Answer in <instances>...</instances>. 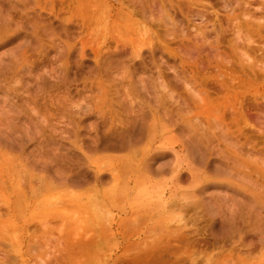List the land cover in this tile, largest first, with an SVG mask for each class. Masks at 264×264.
<instances>
[{
    "label": "rangeland",
    "instance_id": "374dc122",
    "mask_svg": "<svg viewBox=\"0 0 264 264\" xmlns=\"http://www.w3.org/2000/svg\"><path fill=\"white\" fill-rule=\"evenodd\" d=\"M115 1L82 0L78 6L71 0H0V264H60L59 259L65 264H169L167 258L170 264L182 259L181 264H264V229H259L264 227V80L255 85L241 69L249 66L246 59L241 62L243 49L248 62L264 61V0H239V9L236 0H163L171 7L169 15L184 20L182 29L177 27L183 32H173V39L170 28L153 23V16L146 18L152 22L142 20ZM193 16L198 24L209 23L207 29L206 24L202 31ZM255 20L263 26L260 36L254 33ZM244 23L256 27L240 31L252 36L247 46L235 37ZM140 28L151 33L141 36ZM192 78L206 86L213 103H220L217 108L224 109L226 102L243 106L248 126L230 124L226 115L224 128L232 132V144L222 129L207 134L215 148L198 131L197 121L209 124L202 100L206 94L191 86ZM227 85L236 88L235 98ZM129 125L139 127L141 140L133 149L102 147L112 135L115 140L128 137ZM148 164L154 165L152 174L144 175ZM26 173L28 187L21 183ZM81 173L87 181L73 185ZM39 175L45 179L41 188ZM12 203L14 211L8 212ZM74 239L85 250L77 253ZM190 239L198 240L192 244ZM182 241L190 242L191 250Z\"/></svg>",
    "mask_w": 264,
    "mask_h": 264
},
{
    "label": "bare ground",
    "instance_id": "6f19581e",
    "mask_svg": "<svg viewBox=\"0 0 264 264\" xmlns=\"http://www.w3.org/2000/svg\"><path fill=\"white\" fill-rule=\"evenodd\" d=\"M5 1H6V0H5ZM71 1H73V3H76L78 6H80V5H81L80 1H82V0H71ZM83 1H84V0H83ZM85 1H86V0H85ZM114 1H115V0H114ZM117 1H118V0H117ZM117 1H115V2L117 3ZM119 1H120V0H119ZM126 1H127V3H125ZM156 1H157V0H156ZM156 1H155V0H154V1H152V0H121V2H118V3H119V6H121V7H125V8L128 10V12L130 13V15H134V16L137 15V16H140V17H142V20H143V19H146V18H151V20H152V17H150V16H153V18H154L153 23H154V21H155L156 24H159L160 26L163 25L162 27H164V28H165V27H169L170 29H169V28H168V29H169V30L171 31V33H172V34L170 33V36H171V35L173 36V32H179L178 30L182 29L179 23H181V22L183 21L182 25L184 26V20H181V22H180V20H179V21L176 20V18H175V16H174V15H175L174 13H173L174 15H172V14L169 15V13H170V11H171V10H169L171 7L168 8V6H167V4L169 3V2H168L169 0H164V1H167V2H168V3H165V2H164V3L166 4V8H168V9L165 8V6H164L165 4L163 5V3H162L163 0L158 1V2H160V3H158V2L156 3ZM174 1H175V0H174ZM218 1H219V0H218ZM221 1H222V0H221ZM231 1H233V0H231ZM231 1H230V2H231ZM236 1H237L238 3H237L236 5L234 4L235 6L238 7V6L240 5L241 7H243V5H241V3H240V2H242V1H239V0H236ZM68 2H69V1H68ZM115 2H114V3H115ZM180 2H181V1H180ZM103 3H104V2H103ZM116 3H115V4H116ZM173 3H174V2H173ZM182 3H183V1H182ZM185 3H187V2H185ZM220 3H221V2H220ZM76 4H74V5H76ZM169 4H170V3H169ZM169 4H168V5H169ZM212 4H213V3H212ZM227 4H228V3H227ZM242 4H243V2H242ZM245 4H246V3H245ZM245 4H244V5H245ZM181 5H183V4H181ZM193 5H194V4H193ZM193 5H192V6H193ZM210 5H211V4H210ZM225 5H226V4H225ZM229 5H230V4H229ZM229 5H227L226 8H228ZM170 6H171V5H170ZM208 6H209V5H208ZM216 6H217V5H216ZM240 6H239V7H240ZM112 7H113V6H112ZM181 7H183V6H181ZM194 7H195V6H194ZM223 7H225V6H223ZM232 7H234V6H232ZM232 7L230 6V8H232ZM239 7H238V9H239ZM183 8H184V7H183ZM186 8H187V5H186ZM192 8H193V7H191V10H192ZM202 8H203V7H202ZM210 8H211V7H210ZM245 8H246V6H245ZM105 9H106V8H105ZM107 9H108V8H107ZM110 9H111V8H110ZM110 9H108V10H110ZM157 9H158V10H157ZM188 9H189V8H188ZM232 9H233V8H232ZM234 9H235V8H234ZM240 9H242V8H240ZM93 10H94V9H93ZM159 10H160V11H159ZM167 10H169V11H167ZM205 10H206V9H205ZM207 10H208V9H207ZM216 10H217V9H216ZM226 10H227V9H226ZM243 10H244V8H243ZM150 11H152V12H154V11H158V12H155V13L157 14V15H156L157 17H155V15H154L155 13H151ZM194 11H195V10H194ZM199 11H200V10H199ZM263 11H264V10H263ZM76 12H77V11H76ZM101 12H102V11H101ZM101 12H100V13H101ZM105 12H106V11H105ZM148 12H149L150 14H149ZM183 12H184V11H183ZM186 12H187V11H186ZM186 12H184V13L186 14ZM201 12H202V11H201ZM209 12H210V11H209ZM102 13H104V12H102ZM159 13H161V14H159ZM162 13H164V14H162ZM165 13H166V14H165ZM189 13H190V11L188 12V15H189ZM191 13H192V12H191ZM196 13H197V12H196ZM196 13H195V14H196ZM212 13H213V12H212ZM104 14H105V13H104ZM120 14H121V13H120ZM199 14H200V13H199ZM199 14H198V15H199ZM214 14H215V13H214ZM122 15H123V14H122ZM147 15H149V16H147ZM190 15H191V14H190ZM190 15L188 16L189 18H190ZM192 15H193V14H192ZM198 15H197V16H198ZM206 15H207V13H206ZM210 15L212 16L211 12H210ZM103 16H104V15H103ZM146 16H147V17H146ZM158 16H159V17H158ZM173 16H174V17H173ZM213 16L215 17V15H213ZM254 16H255V15H254ZM199 17H200V16H199ZM204 17H205V16H204ZM204 17H203V19H202V18H201V19H202V20H206V19H204ZM208 17H209V16H208ZM214 17H213V18H214ZM249 17H250V16H249ZM182 18H183V17H182ZM196 18H197V17H196ZM177 19H178V18H177ZM192 19H193L192 21H194V16H193ZM263 19H264V18H263ZM149 20H150V19H149ZM149 20L146 19V21H149ZM151 20H150V21H151ZM185 20H186V19H185ZM199 20H200V19H199ZM207 20H208V19H207ZM259 20H260V17H259ZM150 21H149V22H150ZM208 21H209V20H208ZM251 21H253V20H251ZM261 21L263 22L264 20H261ZM134 22H136V21H134ZM149 22H148V23H149ZM151 22H152V21H151ZM185 22H186V21H185ZM194 22H195V21H194ZM202 22H203V21H202ZM202 22H199L200 25H199L198 23H196V22H195V23L198 24L199 27H201V28H200L201 30H202V26H204V25L207 24V26L204 27L205 29H207L209 23H202ZM206 22H207V21H206ZM212 22H213V20H212ZM247 22H249V21H247ZM6 23H7V22H6ZM250 23L252 24V22H250ZM250 23H249V25H250ZM258 23H259V22H258ZM4 24H5V23H4ZM149 24H150V23H149ZM151 24H152V23H151ZM210 24H211L212 27H213V30H212V31L215 30V32H216L217 30H216V28L214 27L215 23L213 24V23L210 22ZM260 24H261V23H260ZM115 25H116V24H115ZM139 25H140V24H139ZM139 25H136V24H135V26H139ZM141 25H143V24H141ZM141 25H140V26H141ZM211 25H210V26H211ZM246 25H247V23H246V24L244 23V26H245V27H244L243 24H242V26H241L242 28L239 26V27H240V28H239L240 30L238 29L239 32H237L238 30L235 32V34H237V36H235V37H237V39H239V42H241V43H242V42H243V43L246 42V46H247V43L250 45V44L253 42L252 36H249V34H248L249 37H247L246 35H245V37H243V35H241V34H242L241 32L243 31V29H246V31H249V30L251 29L249 32H253V30H255L256 27H255V29L252 30V27H253V26H252L251 28H249V27L246 26ZM254 25H256V26L258 25V24L256 23V20L254 21ZM179 26H180V29H177V27H179ZM250 26H251V25H250ZM145 27H146V26H145ZM155 27H156V28H159V26H158V27L155 26ZM185 27H186V26H185ZM185 27H183V28H185ZM190 27H191V26H190ZM243 27H244V28H243ZM141 28H142V27H141ZM141 28H140V30H139V31H141V33H140L141 36H142V33H143V34H145V33L147 34L148 31L145 30V31H147V32H144V30H143V32H142V29H143V28H142V29H141ZM192 28H193V27H192ZM209 28H210V27H209ZM209 28H208V31H209ZM248 28H249V30H248ZM262 28H263V26L258 25V27H257V29L255 30L254 33H258V35H259L260 32H261V29H262ZM3 29H4V28H3ZM145 29H148V28L146 27ZM166 29H167V28H166ZM196 29H198V30L195 31V32H196V35L198 36V37H197V36H196V37L199 38L200 35H198V33L201 34V32H199L200 30H199V28H198L197 26H196ZM148 30H151V28L148 29ZM184 30H185V29H184ZM194 30H195V28H194ZM0 31H1V30H0ZM3 31H4V30H3ZM3 31H1V33H2ZM151 31H152V30H151ZM180 31H181V32H179V34L183 32L182 30H180ZM202 31H203V30H202ZM204 31H205V33H207L206 30H204ZM240 31H241V32H240ZM197 32H198V33H197ZM148 33H151V32H148ZM168 33H169V31H168ZM205 33H204V34H205ZM209 33H210V31H209ZM216 33H217V32H216ZM245 33H246V32H245ZM245 33H244V34H245ZM140 34H138V36H140ZM220 34H222V32H220ZM220 34H219V35H220ZM176 35H177V34H175L174 36H176ZM201 35H202V34H201ZM219 35H218V36H219ZM251 35H252V34H251ZM253 35H254V34H253ZM141 36H140V37H141ZM145 36H146V35H145ZM147 36H148V34H147ZM147 36H146V37H147ZM167 36L170 37L169 34L166 35V37H167ZM172 36H171V38H172ZM185 36H186V34H185ZM259 36H260V35H259ZM143 37H144V35H143ZM143 37H141V39H142ZM151 37H152V36H151ZM156 37H157V36H156ZM164 37H165V35H164ZM176 37L178 38V35H177ZM201 37H202V36H200L199 40L201 39ZM138 38H139V37H138ZM138 38H137V39H138ZM139 39H140V38H139ZM152 39H153V37H152ZM156 39H157V38H156ZM172 39H173V38H172ZM237 39H236V40H237ZM240 39H241V40H240ZM143 40H144V39H142V40H138V41H140V43H142V45H143V42H144V44H145V40H144V41H143ZM202 40H203V41H207V38L203 37ZM135 41H136V40H135ZM141 41H142V42H141ZM136 42H137V41H136ZM236 42H237V41H236ZM137 43H138V42H137ZM152 43H153V42H152ZM216 43L218 44V42H216ZM216 43H215L214 45H216ZM243 43H242V45H243ZM135 44H136V43H135ZM138 44H139V43H138ZM236 44H237V43H236ZM139 45H140V44H139ZM142 45H140L141 48H139L140 46L137 47V48H139V49L142 50V49H143V48H142ZM214 45L212 44V46H214ZM136 46H137V45H136ZM234 46H235V45H234ZM237 46H238V45H237ZM237 46H236V47H237ZM214 47H215V46H214ZM240 47H241V46H240ZM242 47L244 48V46H242ZM250 47H251V46H250ZM159 49H160V48H159ZM236 49H237V48H236ZM247 49L249 50L250 48H247ZM165 50H166V49H165ZM237 50H240V48L237 49ZM47 51H48V50H47ZM168 51H169V50H168ZM241 51H242V50H241ZM163 52H164V51H163ZM154 53H155V52H154ZM234 53H236V52H234ZM241 53H245V54H246V56H245V54H243V55H244V56H243L244 58L241 57V62L243 63V60L246 59V60H247V63H249V64H247V65H249V66L247 67L249 71L246 70L247 68H245L244 66H241L242 72H243L244 74H247L249 77L252 75V76H253V80H252V78H250V80H251L252 82H254L255 85H258L259 82H261V81L264 80V61H259V62L257 63V62H253V61L250 60V61L252 62V64H250L251 62H248V59H247L248 57H250V55L247 56L246 50L243 49V51H242ZM115 54H116V53H115ZM241 55H242V54H241ZM97 56H99V55H97ZM245 57H247V58H245ZM173 59H175V58H173ZM16 60H17V59H16ZM246 60H245V61H246ZM245 64H246V63H245ZM247 65H246V66H247ZM247 71H248L249 73H248ZM164 78H165V76H164ZM157 79H158V78H157ZM174 79H175V78H174ZM142 80H144V79L142 78ZM152 80H153V79H152ZM191 81H193V82L191 83V86H192V84H193V86H197V87H198V88H197V91H198V92L203 90V91H205V94H206L202 100H204V108L207 109V112H206V116H205V118H206V120L208 121L209 124H208V125H206V124L204 125L203 121L200 120V121H199L200 124H201V125H200L199 122L197 121V123H198L199 125H198V124H195V126H199L200 129H199L198 131L201 132V134L204 135L205 139L208 140V138H209V137L207 136L208 133L210 134L211 132H213V130H220V129H222V133H223V131H226L225 133H227L228 136H230L229 138L231 139V142L229 141L230 139L226 140L227 137L223 138V137H224V136H223L224 134L221 135V136H223L222 138L225 139V142L228 141V142H230V143L232 144V143L234 142V141H232L233 138H231V137H232V135H231L232 132L228 131V130H227L228 128H224V123L226 122V119L229 117V119L231 120V123H230V124L237 125L238 122H239L238 124H240L241 122H244V124L246 123L247 126H248L249 121H250V120H249L250 118H248V116L243 112V106H242V105H239V106H238L237 104H234L235 106L233 105V107H231V105L229 104V102H226V103H225V107H224V109L222 108V110H223V111H222L221 109L217 108V106L220 104L219 102H218V104H216V105H215V103H213V100H214L213 98H214V97L211 95V93L208 91V89H205L206 86H205L204 84H202V83L199 82V81L197 82L194 78H192ZM162 82H163V81H162ZM158 83H159V82H158ZM158 83H157V84H158ZM261 84H262V83H261ZM161 85H163V84H161ZM249 85H251V83H249ZM118 86H119V85H118ZM124 86L126 87L127 85H124ZM145 86H146V85H145ZM145 86H144V87H145ZM191 86H189V89H190ZM152 87H153V86H152ZM240 87L243 88V89H249L248 87L245 86L244 83H240ZM116 88H117V87H116ZM127 88H128V87H127ZM127 88H126V89L124 88L125 92L128 90ZM160 88H162V87H160ZM192 89H193V88H192ZM227 89H228V91L230 92V94L233 95L234 98H235L236 88H235L233 85H227ZM118 90H121V89H118ZM129 90H130V89H129ZM147 90H148V89H147ZM154 90H155V89H154ZM193 90H194V89H193ZM115 91H116V90H115ZM164 91H166L165 88H164ZM194 91H195V90H194ZM14 92H16V91L14 90ZM101 92H102V91H101ZM101 92H100L99 94H101ZM112 92H113V91H112ZM118 92H119V91H118ZM122 92H124V91H122ZM136 92H137V91H136ZM191 92H192V91H191ZM116 94L118 95V93H116ZM121 94H123V93H121ZM124 94L126 95L127 93H124ZM124 94H123V96H124ZM156 94H157V93H156ZM191 94H192V93H191ZM196 94H198V93L195 91V94H194V97H195V98L197 97ZM119 95H120V94H119ZM129 95H130V94H129ZM192 95H193V94H192ZM115 96H116V95H115ZM131 96H132V95H131ZM124 97H125V96H124ZM145 97H146V96H145ZM159 97H160V96H159ZM168 97H170V96H168ZM211 97H213V98H211ZM120 98H121V97H120ZM118 99H119V98H118ZM118 99H117V100H118ZM119 100H120V99H119ZM119 100H118V101H119ZM50 101H51V100H50ZM62 101H63V100H62ZM126 101H128V100H126ZM165 101H166V100H165ZM214 101H215V100H214ZM47 102H48V101H47ZM64 102H65V101H64ZM187 102H188V101H187ZM222 102H223V101H222ZM235 102H236V101H235ZM56 103H57V102H56ZM129 103H131V102H129ZM163 103H164V102H163ZM184 103H185V102H184ZM184 103H183V104H184ZM188 103H189V102H188ZM205 103H206V104H205ZM65 104H66V103H65ZM133 104H134V103H133ZM177 104H179V103L177 102ZM185 104L187 105V103H185ZM66 105H67V104H66ZM106 105H107V104H106ZM165 105H166V104H164L163 106L165 107ZM181 105H182V104H181ZM197 105L200 107V102H199V100L197 101ZM221 105H222V104H221ZM178 106H179V105H178ZM189 106H191V105L189 104ZM189 106H187L186 108H189ZM126 107H127V106H126ZM129 107H131V106L129 105ZM180 107H181V108L183 107V110L185 109V108H184L185 106H183V105L180 106ZM28 108H29V107H28ZM33 108H34V107H33ZM64 108H65V107H64ZM230 108H232L231 111H230ZM119 109H120V108H119ZM119 109H118V110H119ZM142 109H143V108H142ZM31 110H32V109H31ZM187 110H188V109H187ZM187 110H186V111H187ZM41 111H42V110H41ZM44 111H45V110H44ZM192 111H194V110H192ZM6 112H7V111H6ZM144 112H145V111H144ZM146 112H147V111H146ZM180 112H181V110H180ZM188 112H189V111H188ZM109 113H110V112H109ZM109 113H108V114H109ZM117 113H118V112H117ZM133 113H134V112H133ZM133 113H132V114H133ZM135 113H136V112H135ZM147 113H149V112H147ZM181 113H182V112H181ZM60 114H61V113H60ZM125 114H126V113H125ZM136 114H137V113H136ZM140 114H141V113H140ZM142 114H143V113H142ZM118 115L121 116L120 114H118ZM144 115H145V113H144ZM226 115H227L228 117H226ZM49 116H51V115H49ZM106 116H107V115H106ZM139 116H141V115H139ZM165 116H166V115H165ZM173 116H175V115H173ZM193 116H196V115H193ZM193 116H192V117H193ZM38 117H39V116H38ZM55 117H56V116H55ZM59 117H60V116H59ZM145 117H146V116H145ZM167 117H168V116H167ZM9 118H10V117H9ZM43 118H44V117H43ZM62 118L64 119V117H62ZM104 118H106V117H104ZM122 118H123V116H122ZM137 118H138V117H137ZM140 118L142 119V117H140ZM205 118H204V119H205ZM107 119H108V118H106V120H105L107 123L112 122V119H111L110 121H109V120L107 121ZM129 119H130V118H129ZM143 119H145V118H143ZM10 120H11V119H10ZM173 120H174V119H173ZM46 121H47V120H46ZM64 121H65V120H64ZM116 121H117V120H116ZM129 121H131V120H129ZM142 121H143V120H142ZM174 121H175V120H174ZM6 122H7V121H6ZM48 122H49V120H48ZM61 122H62V121H61ZM121 122H122V121H121ZM132 122H133V121H132ZM140 122H141V121H140ZM178 122H180V121H178ZM53 123H54V122H53ZM57 123H58V121H57ZM189 123L192 124V125L194 126L193 121H192L191 119H190ZM7 124H9V123H7ZM62 124H63V123H62ZM115 124H116V122H115ZM130 124H132V123H130ZM138 124H140V123H138ZM138 124H137V125H138ZM173 124H174V123H173ZM25 125H26V124H25ZM60 125H61V124H60ZM105 125H106V127H108L107 124H105ZM108 125H109V124H108ZM111 125H112V124H111ZM111 125H109V126L111 127ZM124 125H125V124H124ZM187 125H188V124H187ZM203 125H204V127H203ZM240 125H241V124H240ZM8 126H9V125H8ZM58 126H59V125H58ZM116 126H117V125H116ZM116 126H115V127H116ZM118 126H119V125H118ZM127 126H128V125H127ZM129 126H131V125H129ZM245 126H246V125H245ZM1 127H2V126H1ZM1 127H0V128H1ZM67 127H70V126H67ZM119 127H120V126H119ZM119 127H118V128H119ZM125 127H126V126H125ZM131 127H132V126H131ZM131 127H130V128H131ZM133 127H134V126H133ZM133 127H132V129H133ZM187 127H188V126H187ZM189 127H190V126H189ZM189 127H188V128H189ZM205 127H206V128H205ZM108 128H109V127H108ZM238 128H239V127H238ZM138 129H139V127L137 126V130H134V129H133L132 131H129V136L126 137V138H123L122 140H120V138L117 137L116 135H115V136H116V138H117L118 140H117V139H116V140H115V139H112V138H113V135H112V138L109 137L108 140H107L106 138L104 139V138L102 137V139H104V140L107 141V144H106V143H105V145L103 144L102 147H108V148L110 147V149L113 148V149H117V150H118V149H124V148H127V147L132 148L133 146H135V145L141 140L140 137H138V135H137V133H138ZM190 129H191L192 133L195 132L194 130H192L191 127H190ZM196 129H197V128H196ZM223 129H225V130H223ZM231 129H232V128H231ZM231 129H230V130H231ZM60 130H61V129H60ZM112 130L115 132L114 128H113ZM112 130H111V132H112ZM119 130H120V129H119ZM121 130H122V129H121ZM64 132H65V131H64ZM64 132H62V134H63ZM118 132H119V131H118ZM27 133H28V131H27ZM57 133H58V132H57ZM125 133H126V132H125ZM139 133H140V132H139ZM144 133H145V131H144ZM114 134H115V133H114ZM123 134H124V133H123ZM190 134H191V133H190ZM193 134H194V133H193ZM195 134H196V133H195ZM220 134H221V130H220ZM220 134H218V135L220 136ZM65 135H66V134H65ZM124 135H125V134H124ZM215 135H217V134H215ZM218 135H217V136H218ZM233 135H234V132H233ZM104 136H105V135H104ZM191 136H192V135H191ZM195 136H198L197 139H200L199 135H195ZM206 136H207V137H206ZM6 137H7V136H6ZM120 137H121V136H120ZM124 137H125V136H124ZM210 137H211V139H213L212 136H210ZM57 138H58V137H57ZM65 138H66V137H65ZM114 138H115V137H114ZM219 138H220V137H219ZM7 139H8V138H7ZM190 139H191V140H195V139H193V137L190 138ZM200 140H201V139H200ZM200 140H199V141H200ZM213 140H215V139H213ZM221 140H222V139H221ZM199 141H198V142H199ZM205 141H206V140H205ZM104 142H105V141H104ZM200 142H202V141H200ZM206 142H207V141H206ZM209 142H210V141L208 140V143H209ZM75 143H76V142H75ZM98 143H99V142H98ZM202 143H204V142H202ZM213 143H215V142H212V140H211V142H210L211 147L214 145ZM101 144H102V142H101ZM234 145H235V143H234ZM201 146H202V145H201ZM204 146H207V145L204 143ZM231 146H233V145H231ZM235 146H237V145H235ZM97 147L100 148L101 146H98V145H97ZM190 147H191V146H190ZM202 147H203V146H202ZM213 147H214V146H213ZM233 147H234V146H233ZM246 147H247V146H246ZM194 148H196V147H194ZM204 148H205V147H204ZM208 148H209V147H207V149H208ZM214 148H215V147H214ZM82 149H83V148H82ZM127 149H128V148H127ZM132 149H133V148H132ZM205 149H206V148H205ZM246 149H247V148H246ZM196 150H197V149H196ZM220 150H221V149H220ZM2 151H3V150H2ZM218 151H219V150H218ZM242 151L244 152L243 149H242ZM247 151H249V149H247ZM195 152H196V151H195ZM221 152H222V151H221ZM243 152H242V153H243ZM56 153H57V152H56ZM64 153H65V152H64ZM248 153L250 154V151H249ZM255 153H256V152H255ZM255 153H254V154H255ZM257 153H259V152L257 151ZM225 154H226V152H225ZM243 154H244V153H243ZM249 154H248V155H249ZM164 155H165V154H164ZM227 155H228V154H227ZM250 155H252V153H251ZM137 156H138V155H137V153H136V156H133V157H135L136 159H139ZM225 156H226V155H225ZM252 156H254V155H252ZM261 156H262V155H261ZM7 157H8V156H7ZM12 158H13V157H12ZM47 158H48V157H47ZM60 158H61V157H59V159H60ZM161 158H162V156H161ZM225 158H226V157H225ZM225 158H224V159H225ZM9 159H10L11 161L14 160V159H11V158H9ZM45 159H46V158H45ZM45 159H44V160H45ZM61 159H62V158H61ZM136 159H133V158H132V161H133V160L136 161ZM255 159H256V158H255ZM10 160H9V161H10ZM37 160H38V159H37ZM39 160H40V159H39ZM39 160H38V161H39ZM142 160H144V159H142ZM156 160H157V158H156ZM156 160H154V161H156ZM227 160H229V159H227ZM257 160H259V159H257ZM7 161H8V160H7ZM38 161H37V162H38ZM14 162H15V160H14ZM136 162H137V161H136ZM229 162H230V161H229ZM231 162H232V160H231ZM263 162H264V161H263ZM263 162L261 161L260 163L264 164ZM10 163H11V162H10ZM15 163H16V162H15ZM15 163H12V164L14 165ZM25 163H27V162H25ZM40 164H41V163H40ZM152 164H153V163H152ZM235 164H236V163H235ZM255 164H256V163H255ZM10 165H11V164H10ZM15 166H16V164H15ZM37 166H39V165H37ZM151 166H152V165L148 164L146 167H143V168H142V173H144V175H145V174H147V175H148V174H149V175L152 174V172H151V168H152L154 165H153L152 167H151ZM229 166H230V165H229ZM235 166H236V165H235ZM238 166H239V165H238ZM262 167H263V165H262ZM39 168H40V166H39ZM160 168H162V167H160ZM7 169H8V168H7ZM61 169H62V168H61ZM61 169H59V170H61ZM261 169H262V168H261ZM29 170H30V169H29ZM65 170H66V169H65ZM69 170H70V169H69ZM163 170H164V169H163ZM262 170H264V169H262ZM32 171H33V170H32ZM39 171H40V170H39ZM82 171H83V170H81L80 172H82ZM84 171H85V170H84ZM84 171H83V173H84ZM153 171H154V170H153ZM159 171H161V170H159ZM59 172H60V171H59ZM87 172H88V171H87ZM30 173H31V172H30ZM263 173H264V171H263ZM26 174H27V173H26ZM75 174H76V173H75ZM75 174H74V175H75ZM84 174H85V173H84ZM29 175H30V174H29ZM29 175L27 174V175H26V178H27V176L29 177ZM57 175H59V174H57ZM76 175H77V174H76ZM76 175H75V176H76ZM90 175H91V174H90ZM113 175H114V174H113ZM35 176H36V175H35ZM60 176H62V174H61ZM75 176H73V177L71 176V177L74 178ZM87 176H88V175H87ZM91 176H92V175H91ZM238 176H239V175H238ZM38 177H39V179H37V180H38L37 182H38L39 184H40L41 181L45 180V179H43L44 177L42 178V177H40V175H39ZM67 177H68V176H67ZM93 177H94V176H93ZM26 178H24L23 181H25ZM41 178H42L43 180H42ZM75 178H77V180H73L74 184H73V183H72V184H73V185H76V186H79L81 183L87 181V180H86V176L83 175L82 173H81V175L76 176ZM241 178H242V176H241ZM244 178H245V177H244ZM244 178H243V179H244ZM255 178H256V177H255ZM28 179H30V178H27V180H26L25 182H21V183H25V184H26V182H27V184H29V182H28L29 180H28ZM47 179H48V178H47ZM52 179H55V178H52ZM65 179H66V178H65ZM65 179H63V180H65ZM97 179H99L100 182H104V177L101 176V175H99ZM245 179H246V178H245ZM48 180H49V179H48ZM54 181H56V179H55ZM69 181H72V180H70V178H69ZM34 182H36V179H35V178H34V181L32 180V183H33V184H35ZM49 182H50V180H49ZM49 182H47V184H48ZM251 182H252V181H251ZM260 182H261V181H260ZM32 183H31V184H32ZM52 183H53V182H52ZM52 183L49 184V187L51 186ZM89 183H90V182H89ZM249 183H250V180H249ZM27 184H26V187H28ZM42 184H43V185H42ZM53 184H54V183H53ZM254 184L256 185V183H254ZM254 184H253V185H254ZM16 185H17V184H16ZM18 185H19V184H18ZM18 185H17V186H18ZM41 185L44 186V181L40 184V186H39L40 188H41ZM54 185H55V184H54ZM22 186H24V188L26 189V187H25L24 184H22ZM52 186H53V185H52ZM257 186H258V185H257ZM263 186H264V185H263ZM18 187H19V186H18ZM39 187H37V188L39 189ZM54 187H55V186H54ZM258 187H259V186H258ZM258 187H257V188H258ZM19 188H20V187H19ZM37 188H33V189L38 190ZM42 188H43V187H42ZM19 190H21V189H19ZM21 191H22V190H21ZM21 191H20V193H21ZM245 191H247V190H245ZM248 191H249V190H248ZM248 191H247V192H248ZM36 192H37V191H36ZM242 192H243V191H242ZM18 193H19V192H18ZM33 193H34V191H33ZM248 193H249V192H248ZM248 193H247V194H248ZM99 198L101 199L100 196H99ZM256 199H257V198L255 197V200H256ZM98 201H100V200H96V202H98ZM183 202H184V201H183ZM257 202H258V201H257ZM99 203H100V202L97 203V207L101 205V204L98 205ZM219 203H220V202H219ZM259 203H260V202H259ZM222 204H223V203H222ZM261 204H262V203H261ZM14 205H15V204H13V203L10 204V205H8V207H7L8 212H9V211H10V212L14 211ZM201 205H202V204H201ZM262 205H263V204H262ZM180 206L182 207V205H180ZM180 206H178V208H179ZM197 206H198V205H197ZM214 206H215V205H214ZM231 206H232V205H231ZM248 206H249V205H248ZM248 206H247V208H246L247 211H248V209H251V208H252L251 206H250V207H248ZM198 207H199V206H198ZM232 207H233V206H232ZM232 207H231V208H232ZM243 207H244V204H243ZM263 207H264V206H263ZM171 208H172V207H171ZM193 208H194V207H193ZM200 208H201V207H200ZM216 208H217V207H216ZM25 209H26V208H25ZM98 209H99V208H98ZM98 209H97V211H98ZM191 209H192V208H191ZM191 209H190V210H191ZM188 210H189V209H188ZM188 210H187V211H188ZM197 210H198V208H197ZM227 210H228V209H227ZM229 210H230V209H229ZM238 210H239V209H238ZM238 210H237V211H238ZM240 210H241V209H240ZM240 210H239V211H240ZM251 210H252V209H251ZM251 210H250V211H251ZM185 211H186V210H185ZM193 211H194V210H193ZM247 211L245 210V211H243V213H244V212L247 213ZM250 211H249V212H250ZM6 212H7V211H6ZM8 212H7V213H8ZM182 212H183V211H182ZM191 212H192V211H191ZM241 212H242V211H241ZM255 212H256V211H255ZM7 213H6V214H7ZM185 213H186V212H185ZM185 213H184V214H185ZM231 213H232V211H231ZM258 213L260 214L261 212H258ZM2 214H3V213H2ZM4 214H5V212H4ZM186 214H187V213H186ZM186 214H185V215H186ZM248 214L250 215V213H248ZM56 215H57V214H56ZM185 215H184L183 217H185ZM201 215H202V214H201ZM203 215H205V214H203ZM249 215H248V216H249ZM59 216H60V215H59ZM189 216H190V215H189ZM244 216L247 217V214L244 215ZM244 216H243V217H244ZM256 216H257V215H256ZM54 217H55V216H54ZM54 217H53V218H54ZM181 217H182V216H181ZM183 217H182V220H185L186 218H183ZM258 217H259V216H258ZM261 217H264V216L261 215ZM261 217H260V219H262ZM178 218H179V217H178ZM189 218H190V217H189ZM189 218H187V220H188ZM249 218H251V217H249ZM50 219H51V218H50ZM239 219H240V218H239ZM52 220H53V219H52ZM263 220H264V219H263ZM49 221H50V220H49ZM197 221H198V220H197ZM197 221L195 220V222H197ZM230 221H231V220H230ZM232 221H233V224L236 225V221H237V219H235V218L233 217V220H232ZM261 221H262V220H261ZM50 222H51V221H50ZM50 222H48V223L50 224ZM52 222H53V221H52ZM52 222H51V223H52ZM185 222H186V221H185ZM180 223L183 224L182 221H181ZM192 223H193V222H192ZM262 223L264 224V222H262ZM239 224H240V222H239ZM179 225H180V224H179ZM183 225H184V224H183ZM183 225H181V227H182ZM207 225H208V224H207ZM209 226H210V225H209ZM259 226H262V225H258V227H259ZM263 226H264V225H263ZM179 227H180V226H179ZM206 227H207V226H206ZM45 228H46V227H45ZM207 228H208V227H207ZM208 229H210V228H208ZM252 229H253V226H252ZM259 229H260V230H261V229H264V227H263V228L261 227V228H259ZM188 230H189V229H188ZM202 230H203V229H202ZM210 230H211V229H210ZM199 231H200V229H199ZM202 232H203V231H202ZM202 232H201V233H202ZM207 232H208V231H207ZM193 233H195V231H194ZM197 233H198V232H197ZM211 233H212V232H211ZM195 234H196V233H195ZM199 234H200V233H199ZM188 235L190 236V234H188ZM188 235H187V236H188ZM192 235H193V234H192ZM205 235H206V234H205ZM237 235H238V234H237ZM261 235H262V234H261ZM263 235H264V234H263ZM77 236H78V235H77ZM183 236L185 237V234H184V233H183L182 235H180L181 238H182ZM189 236H188V237H189ZM201 236H202V235H201ZM203 236H204V235H203ZM178 237H179V236H178ZM98 238H99V237H98ZM210 238H211V237H210ZM258 238H259V236H258ZM263 238H264V236H262V238H261V241H262V242H263V240H264ZM44 239H46V238L44 237ZM85 239H86V240H89L90 237H89V239H87V238H85ZM85 239H84V240H85ZM95 239H96V238H95ZM198 239H199V238H198ZM198 239H197V240H198ZM213 239H214V238H213ZM259 239H260V238H259ZM72 240H73V239H72ZM86 240H85V244L87 243ZM96 240H97V239H96ZM98 240H99V239H98ZM184 240H186V239H184ZM188 240H189V239H188ZM190 240H192V239H190ZM197 240L195 239V241H197ZM228 240H229V239H228ZM231 240H232V239H231ZM74 241H76V240L74 239ZM180 241H181V240H180ZM193 241H194V240H192V244H194V243L196 244V242H195V241L193 242ZM222 241H223V240H222ZM243 241H244V240H243ZM255 241H256V240H255ZM89 242H90V241H88L87 244H90ZM100 242H101V241H100ZM174 242H175V241H174ZM219 242H220V241H219ZM244 242H245V241H244ZM256 242H257V241H256ZM259 242H260V241H259ZM1 243H2V242L0 241V244H1ZM75 243H77V241H76ZM75 243H74V244H75ZM178 243H181V242H178ZM183 243H184V244H183ZM187 243H188V244H187ZM203 243H204V242H203ZM213 243H214V242H213ZM162 244H163V243H162ZM176 244H177V243H176ZM182 244L185 245V246H187L186 248H188L190 242L186 241V244H185V241H182L181 246H182ZM198 244L201 245L202 243L199 242V243H197V245H198ZM204 244H205V243H204ZM207 244H208V243H207ZM219 244H220V243H219ZM221 244H222V243H221ZM243 244H244V243H243ZM243 244H242V245H243ZM258 244H259V243H258ZM2 245H3V243H2ZM101 245H102V244H101ZM202 245H203V244H202ZM212 245H213V244H212ZM223 245H224V244H223ZM226 245H227V244H226ZM226 245H225V246H226ZM228 245H229V244H228ZM255 245H256V244H255ZM62 246H63V244H62ZM64 246H65V245H64ZM75 246L78 248V249H77V253L79 252L80 249H81L82 251H83V249L85 250V247H83L82 245L80 246V243H79V242H78ZM209 246H210V245H209ZM244 246L247 247L246 245H243L242 247H244ZM0 247H1V245H0ZM16 247H18V244H17ZM44 247H45V246H44ZM80 247H81V248H80ZM86 247H87V246H86ZM182 247H183V246H182ZM240 247H241V246H240ZM45 248H46V247H45ZM45 248H44V250H45ZM63 248H64V247H63ZM89 248H90V245H89ZM89 248H87V249H89ZM95 248H96V246H95ZM95 248H90V249H95ZM97 248H98V247H97ZM100 248H101V247H100ZM183 248H184V247H183ZM190 248H191V245H190V247H189L188 249H190ZM250 248H251V247H249V249H250ZM65 249H66V247H65ZM101 249H102V248H101ZM161 249H162V248H161ZM164 249H165V248H164ZM175 249H178V248H175ZM175 249H174V250H175ZM202 249H203V248H202ZM222 249H223V248H222ZM243 249H244V248H243ZM169 250H170V249H169ZM190 250H191V249H190ZM190 250H189V251H190ZM195 250H196V249H194V251H195ZM203 250H204V249H203ZM218 250H220V249L218 248ZM235 250H236V249H235ZM235 250H234V252H235ZM241 250H242V249H241ZM253 250H254V249H253ZM41 251H43V250H41ZM61 251H62V250H61ZM93 251H94V250H93ZM171 251H172V250H171ZM192 251H193V250H192ZM215 251H216V250H215ZM236 251H238V250H236ZM254 251H256V250H254ZM258 251H259V250H258ZM75 252H76V251H75ZM239 252H240V250H239ZM243 252L245 253L246 251H243ZM248 252H249V251H247V253H248ZM250 252H252V249H251ZM1 253H2V252H1ZM3 253H4V252H3ZM64 253H65V252H64ZM159 253L161 254L162 252H159ZM188 253H189V252H188ZM195 253H196V251H195ZM199 253H200V252H199ZM213 253H214V252H213ZM213 253H212V254H213ZM241 253H242V252H241ZM4 254H5V253H4ZM19 254H20V253H19ZM62 254H63V253H62ZM65 254H66V253H65ZM67 254H68V253H67ZM75 254H76V253H75ZM79 254H80V253H79ZM160 254H158V255H160ZM169 254H170V253H168V255H169ZM176 254H177V253H176ZM197 254H198V253H197ZM242 254H243V253H242ZM259 254H260V253H259ZM80 255H81V254H80ZM82 255H83V253H82ZM92 255H93V254H92ZM158 255H157V256H158ZM165 255H166V254H165ZM182 255H183V254H182ZM192 255H193V254H192ZM195 255H196V254H195ZM198 255H199V254H198ZM198 255H197V256H198ZM243 255H244V254H243ZM251 255H252V254H251ZM254 255H255V254H254ZM254 255H253V256H254ZM3 256H4V255H3ZM49 256H50V255H49ZM59 256H60V255H59ZM63 256H64V255H63ZM77 256H78V255H76L75 257H77ZM157 256H156V257H157ZM166 256H167V255H166ZM166 256H165V257H166ZM169 256H170V255H169ZM176 256H177V255H176ZM176 256H175V258H176ZM189 256H190V255H189ZM193 256H194V255H193ZM211 256H213V255H211ZM220 256H221V255H220ZM253 256H252V258H253ZM0 257H2V256H0ZM79 257H80V256H79ZM173 257H174V256H173ZM180 257H181V256H180ZM205 257H206V256H205ZM205 257H204V258H205ZM237 257H238V256H237ZM163 258H164V257H163ZM175 258H174V259H175ZM186 258H187V257H186ZM215 258H216V257H215ZM235 258H236V257H235ZM235 258H234V259H235ZM241 258H242V257H241ZM2 259H4V257H3ZM2 259H1V260H2ZM9 259H10V258H9ZM66 259H67V257L65 258V260H66ZM76 259H77V258H76ZM78 259H79V258H78ZM78 259H77V261H78ZM174 259H173V260H174ZM178 259H179V258H178ZM178 259H177V260H178ZM205 259H206V258H205ZM237 259H238V258H237ZM248 259H249V258H248ZM80 260H81V259H80ZM80 260H79L78 262H80ZM161 260H162V258H161ZM167 260H168V258L166 259L165 262H166V263L169 262V264H170L171 262H170L169 260H168V261H167ZM182 260H183V259H182ZM182 260H181V261H182ZM191 260H192V259H191ZM212 260H213V259H212ZM240 260H242V259H240ZM57 261H58V260H57ZM61 261H62V259H59V263H60V264H61ZM83 261H84V260H83ZM157 261H159V260H157ZM179 261H180V259H179ZM179 261H177V263H178ZM181 261L179 262V264H181ZM235 261H237V260H235ZM9 262H10V260H9ZM15 262H16V261H15ZM15 262H14L13 264H15ZM50 262H51V261H50ZM53 262H55V261H53ZM53 262H51V264H52ZM67 262H68V259H67ZM183 262H186V261L183 260ZM183 262H182V263H183ZM237 262H238V261H237ZM10 263H11V262H10ZM76 263H77V262H76ZM172 263H173V262H172ZM192 263H193V262H192ZM226 263H231V262H226ZM232 263H233V262H232ZM19 264H20V263H19ZM44 264H46V263H44ZM47 264H48V262H47ZM53 264H54V263H53ZM62 264H65L64 261H62ZM79 264H80V263H79ZM84 264H85V262H84ZM159 264H160V261H159ZM237 264H238V263H237Z\"/></svg>",
    "mask_w": 264,
    "mask_h": 264
}]
</instances>
